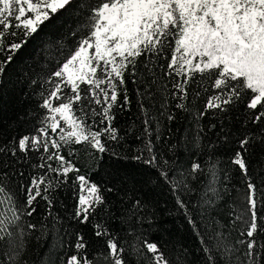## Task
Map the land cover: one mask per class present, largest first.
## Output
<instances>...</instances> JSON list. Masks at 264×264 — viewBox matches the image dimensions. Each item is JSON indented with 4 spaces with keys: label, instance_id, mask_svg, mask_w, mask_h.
<instances>
[{
    "label": "snow or ice",
    "instance_id": "6c2138e0",
    "mask_svg": "<svg viewBox=\"0 0 264 264\" xmlns=\"http://www.w3.org/2000/svg\"><path fill=\"white\" fill-rule=\"evenodd\" d=\"M49 28L54 55L13 67ZM12 74L38 100L27 133L0 125V264H191L143 229L161 185L203 264H264V0H0V89ZM130 135L154 176L125 171Z\"/></svg>",
    "mask_w": 264,
    "mask_h": 264
},
{
    "label": "trees",
    "instance_id": "16d2710c",
    "mask_svg": "<svg viewBox=\"0 0 264 264\" xmlns=\"http://www.w3.org/2000/svg\"><path fill=\"white\" fill-rule=\"evenodd\" d=\"M62 35L63 30L59 28H49L41 32L40 35L29 44L25 53L22 54L17 64L13 67L20 65L21 60H23L28 66H31L35 61H39V64H37V68H39L50 55H54L55 53V48L50 49L48 47L49 43L56 44L57 41L61 40ZM29 55L32 58H29ZM129 87L131 89L134 86L130 84ZM37 100L38 97L32 93L31 88L23 78L15 74H12L10 77L5 76L4 87L0 89V125L13 134L27 133L32 127V124L28 121L31 120L35 114L34 109L36 108ZM136 115L137 111L135 106H133L129 113L121 115V126L139 127L138 123L133 125V119ZM210 119L211 117L204 119L201 122L202 125L206 126ZM190 120L191 118H189V121H178L177 123L179 124L180 131L173 133V136L187 135ZM10 125L11 127H9ZM139 147V142L135 141L130 135L124 148L121 149V152L129 157V159L122 160L121 164L124 166L125 171L138 181L144 179L149 174L154 176L152 169L130 159V157L138 151ZM114 159L115 158H113V160ZM111 163L112 160L104 158L97 162V168L107 169L108 164ZM253 168L256 169L257 172L259 171L258 165L254 164ZM25 171L27 172V169H25ZM123 174L122 172L121 175ZM101 175L103 176V171H101ZM104 179H107V177H104ZM236 184V191L240 193L237 199H241L244 186L239 183V177H236ZM129 187H131V184ZM59 195L60 201L66 203L69 207L68 210L65 211L58 203L57 209L62 215L67 217L71 212V205L73 204L71 194L67 190H61ZM152 205L153 206H150V211H155L156 216L151 230H149L147 223L143 225L145 232L153 239L162 237L164 241L168 242L166 245L167 247H171L172 245H175L177 248L183 247L188 252V260L191 264H203L204 254L201 251L198 236L192 226L187 223L183 212L176 210L174 207L172 194L168 191L167 187L163 185L156 187L152 196ZM43 207L44 205L41 203L38 212H42ZM64 223L67 230L71 232L72 228L68 227V224L72 222L66 220ZM197 223L201 224V228H203V222L199 217H197ZM157 226H159V231H156ZM119 227V222H114V228L119 229Z\"/></svg>",
    "mask_w": 264,
    "mask_h": 264
}]
</instances>
